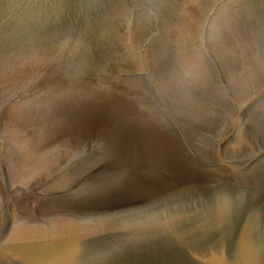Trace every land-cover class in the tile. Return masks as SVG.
<instances>
[{"label": "water", "instance_id": "1", "mask_svg": "<svg viewBox=\"0 0 264 264\" xmlns=\"http://www.w3.org/2000/svg\"><path fill=\"white\" fill-rule=\"evenodd\" d=\"M0 264H264V0H0Z\"/></svg>", "mask_w": 264, "mask_h": 264}]
</instances>
